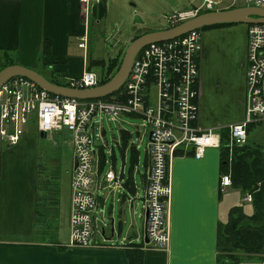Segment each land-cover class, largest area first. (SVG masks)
Returning <instances> with one entry per match:
<instances>
[{"label":"crops","instance_id":"obj_1","mask_svg":"<svg viewBox=\"0 0 264 264\" xmlns=\"http://www.w3.org/2000/svg\"><path fill=\"white\" fill-rule=\"evenodd\" d=\"M84 15L79 0H0V57L15 51L20 58L15 64L37 71L50 67L61 80L82 77L87 60L75 46L86 31ZM45 39L50 42L47 52L42 50ZM201 44L198 124L203 129L226 128L245 115L248 25L204 29ZM39 55H44L42 63ZM30 138L33 141L26 133L19 143L9 145L0 135V264H131V258L139 256L142 264H219L218 226L228 220L237 201L228 194L232 186L222 191L221 177L229 173L222 174L220 147L206 148L199 158L191 149L174 158L168 249L143 245V233L115 242L110 227L103 238L96 236L94 246H71L36 241L38 171L43 162L29 148ZM246 213L251 215L253 207ZM245 259L237 264H264V252Z\"/></svg>","mask_w":264,"mask_h":264},{"label":"built area","instance_id":"obj_2","mask_svg":"<svg viewBox=\"0 0 264 264\" xmlns=\"http://www.w3.org/2000/svg\"><path fill=\"white\" fill-rule=\"evenodd\" d=\"M79 1L85 13L86 31L79 37L78 45L87 49L89 15L100 0ZM220 3V0H202L198 5L174 12L168 17L169 22L172 26L177 25L213 11ZM247 3L264 7V0H247ZM247 25L245 115L242 121L229 126L231 145L246 143L249 125L264 121V23ZM201 42L202 30L193 29L181 36L144 46L135 55L124 85L103 98L81 100L60 96L21 75L0 85V135L9 145L19 143L29 128L47 136L61 131L73 145L69 245L96 243L98 216L94 213L105 201L101 191L124 189L125 164L119 172L113 167L105 170L107 131L103 125L99 126L98 132L95 129L96 122L100 123L103 116L116 119L125 113L142 117L144 126L149 129L143 198L144 211L148 212L145 236L153 248L168 249L174 157L180 150L186 155L191 149L199 158L206 148L221 144L217 129H203L198 124ZM69 80V86L93 87L99 85L101 76L89 70L82 77ZM134 148L138 149L139 145ZM112 155L109 150V156ZM231 184V176L222 175V191ZM251 200L250 194L244 197V201Z\"/></svg>","mask_w":264,"mask_h":264},{"label":"rangeland","instance_id":"obj_3","mask_svg":"<svg viewBox=\"0 0 264 264\" xmlns=\"http://www.w3.org/2000/svg\"><path fill=\"white\" fill-rule=\"evenodd\" d=\"M102 2L105 5V14L101 18L94 20L91 15L92 10L90 12L87 28L89 51L88 48H79L77 44L75 46L78 52L86 57L87 61L90 59L105 60V66H93L92 70L99 76L107 74L108 64L113 58L118 59V67L120 66L127 47L135 36L171 27L168 19L170 15L180 10H186L193 5H198L202 0H102ZM244 5H248L247 0H222V3L216 5L215 10ZM137 16L140 21L135 20ZM9 53L15 61L20 63L17 52L9 51ZM43 57L44 55L38 56L39 62H43ZM118 67L114 69V72H117ZM38 72L49 79L58 78V72L54 73L50 67L46 69L39 67ZM144 124L142 117L125 113L119 114L116 119H112V116H103L100 123L96 122V132L99 131L100 125H103L107 131L105 150L108 162L104 166L105 170L113 167L119 172L122 165L125 164L126 171L123 181L124 189H103L101 195L105 198L104 206L98 208L94 214L98 216L97 238H103L102 230L104 233L109 227L111 228L110 219L114 218L115 242L124 237L129 238L134 233L139 235L143 233L141 243L153 248L148 243L145 229H143V220L145 225L148 216L146 215L147 212L144 211L143 175L146 171L145 148L149 134V129ZM26 133L33 135V141L30 138L32 144L29 145V148L41 156L42 162L47 166L46 170H49L51 174L53 169L59 168L57 182L60 196V219L63 220V227L60 228L58 237L60 243L69 245L73 145L69 138L60 132H53L51 136H41V133L36 129L29 128ZM258 133L257 129L253 130L252 138L249 139L250 143L263 139L264 134L259 135ZM98 143L99 141L96 140L97 145ZM134 145H139V148H134ZM109 150L113 154L112 157L109 156ZM182 152L180 150L175 157L183 156ZM131 179L136 187L134 192L127 189V182ZM125 192L128 194L125 195ZM229 193L233 194V201L237 200L233 206L243 205L246 212L252 207L251 203L244 202V198L241 199L240 190L231 187ZM122 242H126V239ZM96 244L98 243L96 242L93 246Z\"/></svg>","mask_w":264,"mask_h":264},{"label":"trees","instance_id":"obj_4","mask_svg":"<svg viewBox=\"0 0 264 264\" xmlns=\"http://www.w3.org/2000/svg\"><path fill=\"white\" fill-rule=\"evenodd\" d=\"M103 14H105V5L100 0L93 6L91 15L96 20L101 18ZM223 25L229 24L212 25L201 30ZM42 47V50L47 52L50 48L49 40L45 39ZM11 64H15L14 58L10 56L9 51L3 52L0 57V70ZM96 65L105 66V60L90 59L87 61L88 70H92L93 66ZM118 65L117 58L110 60L107 74L101 75L99 85L106 83L113 77L116 73L114 69ZM49 80L60 85H70L71 83V80L58 78ZM261 127L264 131V121L253 123L249 125L248 133L255 129L259 131ZM217 130L221 136L222 174L229 173L232 180L231 186L240 189L244 196L250 194L252 197L250 203L253 207V213L251 215L246 213L243 205L233 206L229 211L228 220L220 222L218 226V262L219 264H237L246 260L245 258L250 255L264 252V143L260 142V139L254 143L247 141L243 144L231 145L229 144V127H222ZM46 169L47 166L40 163L35 210V237L38 242L59 244L58 235L62 227L57 182L59 168L53 169L51 174ZM143 179L145 180V174ZM127 189L132 192L136 190L132 179L127 182ZM139 257H132L131 264H142V258Z\"/></svg>","mask_w":264,"mask_h":264},{"label":"water","instance_id":"obj_5","mask_svg":"<svg viewBox=\"0 0 264 264\" xmlns=\"http://www.w3.org/2000/svg\"><path fill=\"white\" fill-rule=\"evenodd\" d=\"M135 20L140 21L138 16ZM235 23H264V7L244 5L221 10L207 11L191 17L190 19H187L177 25L161 30L145 32L131 41L117 72L104 84L84 88L60 85L50 81L33 68L20 64H11L0 70V85L13 76L21 75L30 78L41 88L60 96L81 100L103 98L113 94L124 85V82L130 73L132 61L135 55L144 46L153 42H160L181 36L193 29H202L217 24ZM41 136H45V134L41 133ZM146 215H148V212ZM114 221V218L110 219L112 231L115 230Z\"/></svg>","mask_w":264,"mask_h":264},{"label":"bare ground","instance_id":"obj_6","mask_svg":"<svg viewBox=\"0 0 264 264\" xmlns=\"http://www.w3.org/2000/svg\"><path fill=\"white\" fill-rule=\"evenodd\" d=\"M39 132V131H38ZM40 133H44V132H40ZM45 134V133H44Z\"/></svg>","mask_w":264,"mask_h":264},{"label":"flooded vegetation","instance_id":"obj_7","mask_svg":"<svg viewBox=\"0 0 264 264\" xmlns=\"http://www.w3.org/2000/svg\"><path fill=\"white\" fill-rule=\"evenodd\" d=\"M214 10H215V8H214Z\"/></svg>","mask_w":264,"mask_h":264}]
</instances>
